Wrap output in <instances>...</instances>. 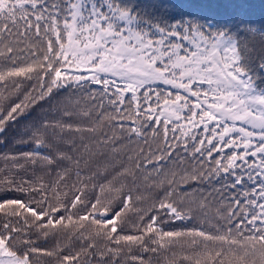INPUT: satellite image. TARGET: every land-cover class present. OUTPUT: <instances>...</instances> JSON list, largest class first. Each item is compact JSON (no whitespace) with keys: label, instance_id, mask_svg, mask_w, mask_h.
I'll list each match as a JSON object with an SVG mask.
<instances>
[{"label":"snow or ice","instance_id":"6c2138e0","mask_svg":"<svg viewBox=\"0 0 264 264\" xmlns=\"http://www.w3.org/2000/svg\"><path fill=\"white\" fill-rule=\"evenodd\" d=\"M261 5L256 19L252 0H101L99 6L96 0H0V86L23 88V99L0 111V133L54 92L71 94L63 110L67 119L41 120L29 133L33 150L13 157L16 171L0 170V192L29 197L0 200V209H10L6 216L23 221L0 223V264H33V254L42 249L23 233L47 237L62 231L65 217L56 215L61 206L67 213L85 201L78 212L100 205V217L91 221L98 226L95 234L111 225L103 235L118 246L139 244L156 252L145 235L152 234L148 240L160 248V241L190 238L188 264H264V88L257 87V79L264 81V55L257 64L248 54L257 48L264 53V0ZM26 81L35 83L25 86ZM85 93L93 103L82 108L74 98L82 100ZM73 117H87L86 127ZM49 129L67 149L51 143ZM85 131L101 150L136 141L138 155L134 159L130 150L128 159L137 168L152 164L160 192L140 210L143 235L112 236L121 211L109 216L100 198L89 199L79 186L89 183L79 179L82 172L70 184L68 170L58 171L61 161L73 158L67 152L100 154L75 143ZM38 165L56 173L57 183L29 176ZM255 178L259 200L244 188ZM61 185L74 189L70 200H60L67 195L59 192ZM50 192L57 203L48 199ZM204 192H216L227 206L209 216L214 205ZM132 199L131 192L125 195L124 206ZM73 215H67L69 223ZM197 215L205 221L199 227L162 228ZM46 254L56 255L58 264L78 262L71 250Z\"/></svg>","mask_w":264,"mask_h":264},{"label":"trees","instance_id":"16d2710c","mask_svg":"<svg viewBox=\"0 0 264 264\" xmlns=\"http://www.w3.org/2000/svg\"><path fill=\"white\" fill-rule=\"evenodd\" d=\"M97 5L101 4V0H96ZM255 7V18L260 19L262 5L261 0H252ZM158 38V37H156ZM248 54L251 55L253 61L257 64L260 62L261 52L259 48L255 51L248 50ZM29 83H35V81H26L25 86ZM257 87L264 88V81L257 79ZM39 89L36 90L38 94ZM23 88L19 91H12L11 85L0 86V111L7 110L9 105L13 102H20L23 99ZM71 94H59L55 93L52 97H47L45 100L38 101L33 106L24 110V114L20 115L17 120L11 123V126L6 127L5 133H0V170L16 171L12 168L14 163L13 157L20 159V154L25 151H32L33 144L29 139V133L34 130V126H38L41 120H65L63 116L64 107L68 105ZM74 101H79L82 108H87L92 105L85 93L83 99L78 95L74 98ZM43 105V106H41ZM167 107V106H165ZM171 111V109H169ZM187 110H185L186 114ZM163 120V117L160 118ZM72 122L80 123L82 127H86L87 117H73ZM180 123H183L181 121ZM169 127H172L170 124ZM185 125V129H187ZM179 133V130H178ZM171 136V133L169 134ZM91 133L85 131L83 138L80 134L75 137V143L79 145L81 142L87 144L90 149H94L95 152H99V155L94 154L89 157L88 152L81 148L79 151L73 150L67 152L66 155L73 157L72 159H64L60 163L58 171L63 173L64 169H67V175L71 177L70 184L77 181V172H82L83 175L80 180L89 181L88 187L83 188V185H79L82 190L88 193L89 199L95 200L97 197L101 199L106 207L109 209V216L113 210H120L121 216L116 220L117 232L111 233L112 236L119 235H143L144 229L141 226L142 221L139 218L140 210L146 207L160 192V188L156 186L157 173L152 171V164H148L145 167H135L133 161L128 159L130 150L133 157L138 155L136 151V141H132L128 144L121 145L116 151H112L110 147L99 149L94 140H91ZM49 137H51V143L58 146L61 149H67L68 145L60 141L59 137L51 136V129H49ZM140 147L147 150V145L141 144ZM155 150V147H153ZM45 154L49 153V149H41ZM52 154H55L54 149ZM145 154H148L147 152ZM38 159V158H37ZM76 160H80L81 163L77 164ZM139 163L143 164L144 161L140 160ZM187 162H185L186 164ZM258 163V161H257ZM47 165H38L35 174L31 171L28 172L29 176L35 175L36 179H42L45 182L56 184V173L46 172L44 169ZM169 168H175V165H168ZM256 183L249 182L244 185V188L249 190L251 195L259 200V182L260 178H255ZM219 183V182H214ZM101 186L104 188L101 191ZM211 190L212 185L206 186ZM74 191V189L72 190ZM72 191L61 185L59 187L60 193H67V195H61L60 200L68 201L72 197ZM227 191L226 189L224 190ZM131 192L133 199L127 204V207L123 204V197ZM208 197L211 204L214 205L209 208V216L214 215L219 208L226 207V204L219 203L220 196L216 192L203 193ZM143 198L140 199L139 197ZM216 197L212 199V197ZM5 198H23L28 200V196L19 192H0V200ZM48 199L52 200V193L48 194ZM52 203H57L56 200H52ZM87 201L84 204L77 203L76 208L69 207L68 212H65L63 206L57 216H64V224L66 227L62 231H51L47 237L37 236L35 231H27L23 233L32 237L33 243L42 249L41 252L33 254V264H58L57 256H49L46 253L48 251L59 252L61 255L68 253L71 250L73 255L78 254L77 261H68L65 264H97L99 260H107L109 264H188L184 260L185 256L192 254V249L188 246L187 240L190 238H172L174 242L160 241L164 244L163 248L158 247L156 244H152L148 240V236L145 235V240L148 241V246L157 248L156 252L144 251L139 244L125 245L123 242L121 245L112 243L109 239L103 235L104 231H107L112 226L108 225V229H101V234L96 235L97 225H92L93 218L99 217L98 213L103 211L100 205H97L95 210L88 208L85 211H79L85 209ZM32 207H37L35 203ZM259 211L258 209H255ZM10 211L9 208L0 209V223L6 220L16 221L17 219L22 221L20 217H8L6 212ZM25 211V210H21ZM75 214L72 216V222L69 223L67 215ZM88 215L87 220H80V215ZM25 215L30 213L25 212ZM147 219V217H145ZM205 221L201 215L195 216L192 221H188L186 224L176 222V225L164 224L162 228L164 230H183L189 227H199L204 224ZM82 225V226H81ZM179 225V227L177 226ZM27 228L28 226L25 225ZM59 228V225L57 226ZM208 230V229H206ZM90 247H86L89 246ZM111 248L114 251L108 252ZM100 252H104V256H100ZM92 253L96 255L93 256ZM136 257V259H133Z\"/></svg>","mask_w":264,"mask_h":264},{"label":"water","instance_id":"95a60500","mask_svg":"<svg viewBox=\"0 0 264 264\" xmlns=\"http://www.w3.org/2000/svg\"><path fill=\"white\" fill-rule=\"evenodd\" d=\"M102 211H100L99 213H98V216L100 217V213H101Z\"/></svg>","mask_w":264,"mask_h":264}]
</instances>
